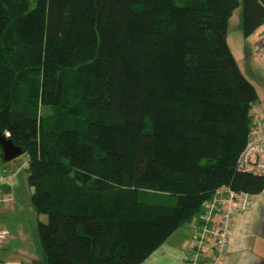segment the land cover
Returning a JSON list of instances; mask_svg holds the SVG:
<instances>
[{
  "label": "trees",
  "instance_id": "16d2710c",
  "mask_svg": "<svg viewBox=\"0 0 264 264\" xmlns=\"http://www.w3.org/2000/svg\"><path fill=\"white\" fill-rule=\"evenodd\" d=\"M240 3L247 36L264 0H0V130L28 155L43 255L29 264H140L218 187L264 189L236 168L258 97L226 40Z\"/></svg>",
  "mask_w": 264,
  "mask_h": 264
},
{
  "label": "crops",
  "instance_id": "0c3cea01",
  "mask_svg": "<svg viewBox=\"0 0 264 264\" xmlns=\"http://www.w3.org/2000/svg\"><path fill=\"white\" fill-rule=\"evenodd\" d=\"M229 25L228 22L226 40L242 74L256 89L258 97L254 105L264 117V24L247 36L243 35L241 27L234 28L229 36ZM16 192L13 191L15 199L11 204L0 205V229L8 234L0 243V264H29L43 259L33 244L37 216L30 224V232L25 230L23 222L17 224L10 220L11 213L21 206L16 203ZM195 218L177 228L140 264H188L187 256L193 249L197 231ZM210 254L211 250L205 249L202 260L207 261ZM221 264H264V189L253 195L247 211L234 217Z\"/></svg>",
  "mask_w": 264,
  "mask_h": 264
},
{
  "label": "built area",
  "instance_id": "2783aa9c",
  "mask_svg": "<svg viewBox=\"0 0 264 264\" xmlns=\"http://www.w3.org/2000/svg\"><path fill=\"white\" fill-rule=\"evenodd\" d=\"M264 62V48L262 51ZM253 125L241 150L236 168L255 175H264V117L259 109L251 108ZM8 135V132H5ZM17 184L16 172L0 173V205H9L14 200L13 189ZM252 193L235 191L229 185L218 187L206 199L193 223L197 226L193 249L187 256L188 264H221L227 252L229 231L236 215L247 211L253 200ZM7 232L0 229V243L7 238ZM205 249H210V258L203 261Z\"/></svg>",
  "mask_w": 264,
  "mask_h": 264
},
{
  "label": "rangeland",
  "instance_id": "374dc122",
  "mask_svg": "<svg viewBox=\"0 0 264 264\" xmlns=\"http://www.w3.org/2000/svg\"><path fill=\"white\" fill-rule=\"evenodd\" d=\"M241 15H242V4L238 5L236 7L231 15V18L229 20V36L231 32L234 30V28L241 27ZM231 38V37H230ZM43 113L48 111V108H42ZM1 151V147H0ZM28 159L27 153H20L15 158L5 161L0 156V173L1 174H7V173H13L16 172V179L17 184L16 187L13 189V191H17L16 193V203H19L21 206L19 209L14 210L12 212V216L10 217V220L15 223H22L25 226V230L27 232H30V224H32V221L34 222V210L32 209V202H31V191L32 187L29 185L27 180V172H26V161ZM14 194V193H13ZM15 199V197H14ZM14 201V200H13ZM11 211V210H10ZM36 237V239H35ZM33 244L35 248L38 249V253L42 255V251L39 245V241L37 236H34ZM43 256V255H42Z\"/></svg>",
  "mask_w": 264,
  "mask_h": 264
},
{
  "label": "water",
  "instance_id": "95a60500",
  "mask_svg": "<svg viewBox=\"0 0 264 264\" xmlns=\"http://www.w3.org/2000/svg\"><path fill=\"white\" fill-rule=\"evenodd\" d=\"M0 147L2 152V157L5 161L11 160L22 153V149L16 146L13 141L8 138L0 130Z\"/></svg>",
  "mask_w": 264,
  "mask_h": 264
}]
</instances>
